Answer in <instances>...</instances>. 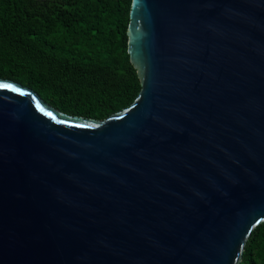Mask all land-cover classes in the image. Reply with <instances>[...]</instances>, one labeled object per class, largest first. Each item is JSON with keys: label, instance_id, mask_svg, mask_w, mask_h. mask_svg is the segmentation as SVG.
<instances>
[{"label": "water", "instance_id": "obj_1", "mask_svg": "<svg viewBox=\"0 0 264 264\" xmlns=\"http://www.w3.org/2000/svg\"><path fill=\"white\" fill-rule=\"evenodd\" d=\"M142 90L105 120L0 79V264H241L264 222V0H133Z\"/></svg>", "mask_w": 264, "mask_h": 264}, {"label": "trees", "instance_id": "obj_2", "mask_svg": "<svg viewBox=\"0 0 264 264\" xmlns=\"http://www.w3.org/2000/svg\"><path fill=\"white\" fill-rule=\"evenodd\" d=\"M133 0H0V79L71 116L105 120L141 93L128 53ZM241 264H264V222Z\"/></svg>", "mask_w": 264, "mask_h": 264}]
</instances>
